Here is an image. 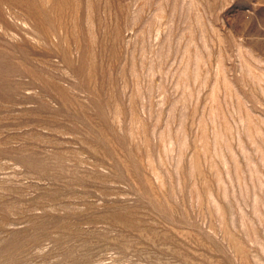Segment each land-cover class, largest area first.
I'll use <instances>...</instances> for the list:
<instances>
[{"label": "rangeland", "instance_id": "rangeland-1", "mask_svg": "<svg viewBox=\"0 0 264 264\" xmlns=\"http://www.w3.org/2000/svg\"><path fill=\"white\" fill-rule=\"evenodd\" d=\"M0 264H264V0H0Z\"/></svg>", "mask_w": 264, "mask_h": 264}]
</instances>
